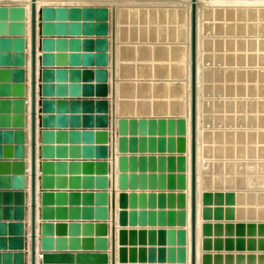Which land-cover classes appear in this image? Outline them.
<instances>
[{"label": "rangeland", "instance_id": "obj_1", "mask_svg": "<svg viewBox=\"0 0 264 264\" xmlns=\"http://www.w3.org/2000/svg\"><path fill=\"white\" fill-rule=\"evenodd\" d=\"M204 1L196 15L197 264H264V0ZM46 2L105 10V264H191L190 6L178 0ZM18 3L0 0V8L21 7L27 24ZM53 30L50 38H67L56 25ZM86 37L98 38L73 34ZM7 53L16 51L0 46V55ZM178 120L186 123L184 135ZM183 137L184 154L178 149ZM183 175L186 189L178 185Z\"/></svg>", "mask_w": 264, "mask_h": 264}, {"label": "water", "instance_id": "obj_2", "mask_svg": "<svg viewBox=\"0 0 264 264\" xmlns=\"http://www.w3.org/2000/svg\"><path fill=\"white\" fill-rule=\"evenodd\" d=\"M15 11L18 15L15 16ZM21 7H10L8 9L0 8V46L2 49L10 52L16 51L14 54L7 53L0 55V66L10 64L23 65V47L25 38L22 35L25 33L24 14L20 12ZM20 12V15H19ZM77 14V15H74ZM40 15V16H39ZM196 15L197 1L192 0L191 4V106H190V235H191V264H197V44H196ZM57 16V17H53ZM82 16L87 18V23H77L73 20ZM62 20L56 24L50 20ZM23 20V21H22ZM41 20V22L39 21ZM70 20V22H67ZM105 10L102 8H68L58 7L50 8L43 7L38 10L36 0H31V29H30V162L29 168L23 166L22 173H27L29 170L30 178V212H31V250L30 264H37V209L38 197L41 195V203L43 204L42 233L46 236L54 231V223L48 222L49 218L57 217L65 219L67 216L74 221L68 225L62 222H57V233L69 230L72 234L69 240L57 238V243L54 244V238H45L50 240L48 244L43 246V249L55 250H70L71 252H52L43 253L42 264H105L106 255L104 252H96L97 250H105V235L106 224L103 220L106 217V192L103 191L107 185V163L102 160H93L94 158H105L107 153L106 130L94 131L92 127L107 126V110L108 103L106 100H74V114L67 118L65 115L54 116L49 114L54 111L55 105L53 100H43V108L38 109L39 94H38V57L37 51L39 47V38H42V47L48 50L54 47L57 49H66L67 47L73 50V65H91L99 64L106 65V45L107 41L102 35H105L106 24ZM56 25L57 34L72 35L71 38H50V34L55 33L53 30ZM83 28H79V27ZM76 27V29H75ZM62 34H61V33ZM73 34L85 36L96 35L98 38L86 37L84 39H75ZM5 36V37H3ZM14 36L13 39L9 38ZM102 36V37H100ZM83 50L84 53L80 51ZM100 52L95 55L92 52ZM49 54L43 56L44 65H48ZM63 62L66 61L64 54ZM8 71V70H7ZM5 69H0V80L7 79L9 73ZM55 70L44 69L41 71V80L43 84V96H52L54 90L53 84H47L49 81L55 80ZM65 70H57V79L60 80ZM96 76L94 77V74ZM23 71L16 70L13 72L15 79L21 78ZM104 79L105 84H101L96 88V95L103 93L106 96L108 88L106 85V72L104 69L97 70H81L73 69V95L74 96H92L94 88L91 85L81 84L82 81L93 79ZM60 90V89H59ZM58 90V91H59ZM5 90H2L3 92ZM60 94V92H58ZM19 95H23L20 91ZM24 99L13 101H0V108L17 109L18 111L25 110ZM58 110L66 109L65 101L57 102ZM83 110L85 114H80ZM101 110L104 115H94L93 112ZM45 113L39 115V113ZM91 112V114H87ZM39 118H42L41 125L46 128L42 131L41 147L38 143L39 134ZM4 119L5 121H3ZM9 117H0V126L12 125L23 126L24 118H14L11 122ZM159 123V122H158ZM163 124V121L161 122ZM159 123V124H161ZM178 132L184 135L187 132L186 123L184 120H178ZM73 126V131L70 133L64 130H51L49 128H64L65 126ZM142 127L145 122H141ZM134 129L132 126H130ZM81 128V129H80ZM72 143L71 146H66V142ZM25 133L23 130H1L0 129V158L4 157H20L25 155ZM57 142V146L54 143ZM100 143V145H97ZM96 144V145H95ZM187 141L185 137L178 142V149L181 153H186ZM6 145V146H5ZM41 151V152H40ZM71 158L72 160H65ZM41 159V161H39ZM179 167H182L184 156L178 157ZM1 168L7 170L9 167L6 162H0ZM16 164L21 162H15ZM185 164H183L184 167ZM15 167H19V164ZM185 168V167H184ZM2 173V172H1ZM69 173L70 176H67ZM183 175L179 179V187H185L186 181ZM4 179V180H2ZM25 177L8 180L6 177L0 179V186L8 183L13 185V188H23ZM183 179V183H182ZM71 189L69 191L61 189ZM25 193L23 191H0V220L9 219L12 215L10 208L13 202L18 205L24 203ZM5 206H2V205ZM67 204L71 206L67 208ZM54 205H57L55 207ZM13 207V206H12ZM23 206L16 207L13 214L19 218L23 216ZM56 211V213H55ZM52 212V216L50 214ZM96 220V221H95ZM95 221V222H93ZM185 222V221H184ZM180 223V222H179ZM10 227V233L21 231V223L0 222V235L7 233V227ZM44 236V237H45ZM1 237V236H0ZM43 240V243L47 240ZM115 240V238H114ZM4 239L0 238V248H6L7 244ZM6 256V257H5ZM16 262H13L10 254L2 255L0 253V264H22L21 254H17ZM3 257V258H2Z\"/></svg>", "mask_w": 264, "mask_h": 264}, {"label": "crops", "instance_id": "obj_3", "mask_svg": "<svg viewBox=\"0 0 264 264\" xmlns=\"http://www.w3.org/2000/svg\"><path fill=\"white\" fill-rule=\"evenodd\" d=\"M89 3H93V4H108L106 2H96V0H92V2H88ZM41 22V21H40ZM27 32V27L25 25V33L22 35L23 38H25V42H24V47H23V60L24 63L23 65H15L12 62L10 64H5L4 66H0V69H5V71H7L9 74V77L7 79L3 78L2 80H0V101H13V100H20V99H24L27 103L25 104V110L22 111H18L17 109H13L12 107H10L9 109H3L0 108V117H9L10 120H12L11 122H13L14 118H19V117H23L24 118V124L23 126H19V125H2L0 126V129L5 131V130H11V131H15V130H23L25 133V142H24V146H25V155L23 158L20 157H4V158H0V162H6V165L9 167L7 170H3L0 166V179L6 177L8 180H14L16 178H20L22 176L25 177L24 179V186L23 188H13V185H10V183L4 185L7 187H1L0 186V191H23L25 193V199H24V203L22 205H18L17 203L13 202L10 208L12 209V215H9L7 218L9 219H1L0 222H6L7 224H11V223H21V231L20 232H14V233H10V227L8 225L7 227V233L6 234H2L0 235L2 239H4V243L7 244L6 248H0V253L2 255L5 254H10L11 258L13 259V262H16V256L17 254H21L20 258L22 259L23 263L22 264H28L29 260H30V250H31V239H30V233H31V212H30V176H29V171L27 173H22V168L23 166H25V168H29V162H30V45L28 42V39L25 35ZM5 37V36H3ZM45 35H41L39 38V49H38V76H39V82H38V94H39V102H38V109L41 110V108H43V104L42 101L43 100H53L55 103V109L54 111L52 110V112H50L49 114L54 115L55 117L58 115H65L67 118L71 117L74 114L73 111V102L74 100H93L94 102L96 101H101V100H105V95H104V87H103V93L102 94H97L96 95V88L101 85V84H105L104 79H93V80H87V81H82L81 84L83 86V84H87V85H91L94 88V94L92 96H74L73 95V86H74V79H73V69H81V70H94V72H96L97 70H101V69H105V65H99V64H91V65H79V66H74L73 65V50L69 47H67L65 50L64 49H57V47L48 49V50H44L42 47V38H44ZM67 39L71 38L72 35H66ZM11 39L14 38V36L9 37ZM29 48V49H28ZM187 52V50H186ZM43 53V54H42ZM45 53L49 54V59L48 65H44L43 63V56ZM94 55L96 53H100V52H92ZM64 54L66 56V61L63 62V57ZM188 59L189 61V52L186 53V60ZM113 74H114V66H115V59H113ZM132 61V60H129ZM120 64V58L118 60V65ZM147 65V64H146ZM44 69H52L55 70L54 74H55V80L53 81H49L47 82V84H53L52 89L54 90V94L52 96H43V84H45V82H43V80H41L42 76H41V71ZM16 70H21L23 71V75H21V78H17L15 79L12 75L13 72ZM57 70H65V72L62 74V77L60 78V80L57 79L58 73ZM96 76V73L94 74V77ZM114 77V75H113ZM120 79V77H118ZM60 89V90H59ZM2 90H5L3 92H1ZM59 90V91H58ZM22 92L23 95H19V92ZM58 92H60V94H58ZM58 101H65L66 102V109L63 110H58L57 108V102ZM113 111L114 113L117 112V107L115 104H113ZM45 113L41 112L39 113V115H44ZM80 114H85L83 112V110L80 112ZM87 114H91V112L87 113ZM94 115H104L105 112L98 110L93 112ZM124 115H126V113H124ZM131 115V116H130ZM117 116V115H115ZM122 115H119L120 119H121ZM127 116L129 117H135L133 116V114H127L126 116H124L125 118H127ZM141 116V115H140ZM143 116V115H142ZM151 114H147L145 115V117H151ZM116 118V117H115ZM3 121H5L4 119H2ZM39 123H40V128H39V134H38V143L39 146L41 147V145H43L42 142V131L46 128H44L41 123H42V118H39ZM114 125H116V122L114 121ZM51 130L57 131V130H64L68 133H70L71 131H73V126H65L64 128H49ZM81 129V128H80ZM91 129H93L94 131H98V130H105V127H92ZM55 146H57V142L54 143ZM72 143L66 142V146H71ZM96 145V144H95ZM97 145H100V143H98ZM6 146V145H5ZM41 152V151H40ZM104 158H94L93 160H103ZM65 160H72L71 158H65ZM41 161V159L39 160ZM15 162H21L18 163L19 167H15L18 164H16ZM3 163H0V165ZM2 172V173H1ZM67 176H70L69 173H67ZM4 180V179H2ZM61 190H66L69 191L71 189H61ZM41 194V193H40ZM39 194L38 197V209H37V249L39 252L42 253H54V252H60V253H68L71 252L70 250H55L54 248L51 250L48 249H43V246H45L46 244H48L50 242V240L45 239V238H54V244L57 243V238L59 237L60 239H66L69 240L70 237H72V234L69 232V230H65L64 232L61 233H57V222H62L65 224H69L70 222L74 221L73 219H70V217H66L65 219H59L56 216L49 218L48 222H53L54 223V231L52 233L47 234L46 236L42 233V214H43V204L41 203V195ZM2 206H5L4 204ZM13 206V207H12ZM23 206V216L16 218L17 216H15L13 214V211L15 212V208L16 207H21ZM55 207H57V205H54ZM70 204H67V208L70 207ZM56 213V211H55ZM51 216L53 215L52 212H50ZM115 234V232H114ZM45 236V237H44ZM47 240V242L43 243V240ZM96 252H104V250H97ZM6 257V256H5ZM3 258V257H2ZM15 264V263H13ZM40 264H42L41 260H40Z\"/></svg>", "mask_w": 264, "mask_h": 264}, {"label": "bare ground", "instance_id": "obj_4", "mask_svg": "<svg viewBox=\"0 0 264 264\" xmlns=\"http://www.w3.org/2000/svg\"><path fill=\"white\" fill-rule=\"evenodd\" d=\"M16 1H18L19 3V5H23V6H25V8H26V10H27V17H26V23L27 24H24V25H26V27H27V32H26V34L27 35H25L26 37H27V39H28V42H29V45H30V48H31V43H30V29H31V0H16ZM46 1H54V4H55V2H56V4H55V6H60V4H62V2H68V1H73L74 3H73V5H84L82 2L83 1H85V0H36V4H37V8H38V10H41V8L43 9V7H45V6H49V3L48 2H46ZM96 1H105V2H108V4L110 3V5H112L113 6V4H118V3H124V2H126V0H96ZM117 3H116V2ZM137 1V0H136ZM141 1H154V2H160V1H162L163 2V0H140V2ZM166 1H168L169 2V0H166ZM179 1V3H183L184 5H186L187 7H189L190 6V8H189V45H190V37H191V30H192V25H191V19H190V14H191V4H192V0H178ZM197 1V10L200 8V7H202L203 5H204V3H206L204 0H196ZM204 1V2H203ZM152 2H150V3H152ZM153 2V3H154ZM176 2H177V0H176ZM149 3V2H148ZM167 3V2H166ZM166 3H164V4H166ZM174 3V2H173ZM158 4V3H157ZM163 4V5H164ZM168 4H170V3H168ZM175 4H178V3H175ZM151 5V4H150ZM82 7V6H81ZM79 8V7H78ZM163 10V9H162ZM186 10V9H185ZM200 10V9H199ZM126 11V10H125ZM16 13H18V12H16ZM178 13V12H177ZM187 13V12H186ZM19 15H20V13H19ZM40 16V15H39ZM127 17V16H126ZM39 21H41V20H39ZM52 21V20H51ZM56 21V20H55ZM83 27V26H82ZM198 27H199V23H197V30H198ZM177 28V27H176ZM128 31V30H127ZM187 36V35H186ZM187 38V37H186ZM84 39V38H83ZM143 45V44H142ZM197 45H198V39H197ZM144 46V45H143ZM147 46V45H146ZM160 47V46H159ZM176 47V46H175ZM161 49H162V47H160ZM163 48H165V47H163ZM29 49V48H28ZM39 49V48H38ZM145 49V48H144ZM143 48H142V50H144ZM149 49V48H148ZM179 49V48H178ZM197 49H198V47H197ZM150 50V49H149ZM186 50H187V48H186ZM83 51V50H82ZM39 52H40V50H39ZM39 52L37 51V57H38V54H39ZM141 52H143V51H141ZM162 52V51H161ZM168 52V51H167ZM188 52H189V61H190V63H189V67H188V69H189V75H190V79H191V72H190V64H191V54H190V46L188 47ZM151 53V52H150ZM160 55V54H159ZM30 56H31V52H30ZM197 73H198V67H197ZM198 75V74H197ZM197 78H198V76H197ZM197 83H199V82H197ZM198 88V87H197ZM191 91V90H190ZM191 93V92H190ZM197 95H198V91H197ZM191 103V102H190ZM191 105V104H190ZM197 105H199V103H198V96H197ZM199 115L197 114V117H198ZM190 117V116H189ZM30 119H31V117H30ZM189 131H190V128H189ZM29 145H30V143H29ZM197 145H198V126H197ZM30 148V147H29ZM199 154V153H198ZM198 156L199 155H197V170L199 169V163H198ZM30 158V157H29ZM28 169V168H27ZM29 172H30V170H29ZM199 178V177H198ZM199 183V182H198ZM30 238H31V233H30ZM189 249V248H188ZM42 257H43V253L42 252H39L38 251V256H37V264H40V260H41V262H42ZM28 264H30V260H29V262H28Z\"/></svg>", "mask_w": 264, "mask_h": 264}]
</instances>
